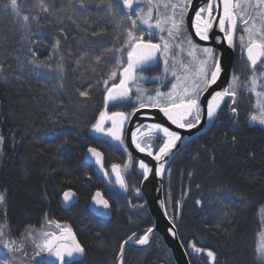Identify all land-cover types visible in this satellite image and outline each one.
<instances>
[{
  "label": "trees",
  "instance_id": "obj_1",
  "mask_svg": "<svg viewBox=\"0 0 264 264\" xmlns=\"http://www.w3.org/2000/svg\"><path fill=\"white\" fill-rule=\"evenodd\" d=\"M46 2L65 11L45 18L35 7L37 0H18L22 15L40 17L38 23L30 21L31 33L20 27L17 18L0 10V64L5 67L4 78H0V193L5 195L0 217L6 211L13 235L19 236L26 226L43 224L47 214L49 219L71 227L85 249L77 259L79 264H116L120 244L133 232L143 235L152 226V219L141 193L137 196L135 192L142 180L136 166L124 174L129 185L124 192L115 185L113 176L109 184L84 161V153L91 146L105 154L107 169L113 163L123 166L127 160L126 151L91 132V125L104 110V90L96 83L101 75L93 73L89 65L94 55L115 42L114 25L97 7L100 0H87L88 10L82 14L73 13L69 0ZM69 15L74 20L67 19ZM19 19L22 22V17ZM61 28L64 36H60ZM102 29L103 35H93ZM58 36L64 75L59 78L56 72H48L44 76L47 69L43 66L27 64L31 58L29 37L38 41L31 45L37 50V59L45 60ZM82 55L85 58L77 68L76 61ZM244 60L237 44L233 66L238 73L244 68ZM245 75L246 71L241 74L242 81ZM89 89L88 98L79 95V91ZM252 106L253 99L245 95L238 125H231V113L225 108L207 131L173 158L171 173H166L164 181V200L169 201V194L171 199L170 216L176 214L175 201L182 202L177 221L181 243L187 247L195 242L214 250L218 264H259L255 248L261 229L258 213L264 206V128L248 122ZM134 107L129 103L108 110L132 111ZM233 135L237 137L235 143ZM69 189L76 193V202L62 208L59 199ZM96 190L111 204L108 218L89 209ZM189 190L190 195L182 197ZM241 196L246 206H242ZM197 199L202 205H196ZM141 204L143 209L133 207ZM28 253L32 254L31 246ZM189 258L191 264H208L203 257ZM123 262L174 264L157 235L145 249H127Z\"/></svg>",
  "mask_w": 264,
  "mask_h": 264
},
{
  "label": "snow or ice",
  "instance_id": "obj_2",
  "mask_svg": "<svg viewBox=\"0 0 264 264\" xmlns=\"http://www.w3.org/2000/svg\"><path fill=\"white\" fill-rule=\"evenodd\" d=\"M145 2L147 10L140 6L141 0H100L97 5L114 25L115 42L111 47H106L94 55L93 63L89 65L93 73L98 72L101 75V79L96 83L102 84L104 90V110L100 111L96 122L91 125L92 130L110 137L123 146L125 124L131 115L141 109H158L177 129L190 132L197 129L205 120L214 123L219 119V114L227 108L232 116L231 125H238L240 103L246 94L256 98L252 110L248 113V122L264 126V0H206V3L201 0L200 6L195 8L194 0H145ZM0 3L3 5L0 10L17 18L16 22L29 33L32 32L30 21L39 22L38 15H22L18 0H0ZM68 6L74 14H82L88 10L87 0H69ZM35 7L45 18L65 11L63 7L56 9L54 3H47L46 0H37ZM192 12L194 14H191ZM21 17L22 22L19 19ZM67 19L74 20V16L69 15ZM216 30L220 35L215 36V41L221 48L198 42L211 41ZM103 33L102 29L99 33L93 32V35ZM237 33L242 57H246L241 73H238L234 66L229 70L224 63L223 46L236 48ZM60 36H64L62 28ZM37 43L38 41L29 37L27 51L31 58L27 59V64L43 66L47 69V72L42 74L44 76L48 72H56L58 77L62 78L65 67L64 56L59 55L62 48L60 37L54 38L52 49L45 60L37 59V50L31 46ZM57 55L59 59L54 65L53 60ZM84 58L82 55L77 59V68L81 66ZM108 62H111L110 68ZM160 62L163 63L162 74L154 77L143 75L147 67ZM23 69L24 64L21 62L20 71ZM245 71L247 75L242 81L241 74ZM4 72L5 67L0 64V78H4ZM225 77L226 82L220 87V82ZM147 79L159 85L153 90L154 95L140 86ZM116 80L119 82H114ZM169 84L168 90L163 91L162 87ZM60 87H63L62 83ZM79 95L88 98L90 89L79 91ZM129 103L135 104L131 114L108 110L110 107ZM142 128L145 126L141 125L131 132V141L140 153H145L155 161L154 165L150 166L143 159L133 165L129 156L128 162L123 166L113 163L109 173L104 167L102 153L95 147L87 149L109 184L112 183L114 175L115 185L124 192L129 190L124 173L130 166H137L139 174L145 181L152 175L160 178L165 172L170 174L171 168H166V165L169 158L175 155L174 150H178V142L190 139V136H182L180 132L160 123L147 125L146 132L141 131ZM158 140H162V143L157 144ZM231 140L235 143L237 137L233 135ZM0 143H3L2 136ZM188 175L191 177L193 173L189 172ZM135 192L137 196L140 195L139 188H136ZM75 195L76 193L70 189L64 191V203L70 202ZM188 195L190 190L182 193V197ZM240 200L242 206H246L247 202L242 196ZM92 201L98 209L105 210L100 213L101 215H106L107 210L111 209L109 200L100 191L95 192ZM4 202L5 195L0 193V204ZM158 203L170 224L169 234L177 237L179 228L177 221L182 202L175 201L176 214L172 216L169 215L170 194L168 202L161 199ZM195 203L200 206L202 200L197 199ZM133 207L143 209L144 205ZM261 227L264 229V224ZM13 232L5 211L0 217V264H53V261L55 264H79L76 258L82 257L85 252L71 227L62 226L59 222L49 219L47 214L45 224H41L39 228L28 225L19 236H14ZM153 233L154 225L148 227L143 235L137 236L136 232L129 235L119 246L117 264H124L123 254L127 244L149 245ZM259 236L255 255L259 264H264V231ZM29 246L32 248L31 255L28 253ZM181 246L183 247V244ZM187 247L197 256L206 254L208 264H218L214 250L198 246L195 242H189ZM188 254L186 252V255ZM44 257L53 259L46 260Z\"/></svg>",
  "mask_w": 264,
  "mask_h": 264
},
{
  "label": "water",
  "instance_id": "obj_3",
  "mask_svg": "<svg viewBox=\"0 0 264 264\" xmlns=\"http://www.w3.org/2000/svg\"><path fill=\"white\" fill-rule=\"evenodd\" d=\"M206 3V0H204ZM201 4V0H194V8L199 7ZM191 14H194L192 12ZM220 35L218 30L213 32V39L209 42L204 41H198L200 44H210L212 46L217 47L218 49L221 48V45L216 44L215 36ZM198 40V38H197ZM224 51V63L229 68V70L233 67L234 61H235V54H236V48H228L226 45L223 46ZM246 59V57H244ZM149 68V67H147ZM226 77L222 79L220 82V87L224 86V83L226 82ZM152 123H160L163 126L169 127L171 130L180 132L182 136H190L189 140H182L178 142V150L175 151V155L169 158V163L166 165V168L169 167L171 161L173 158L179 154L192 140H194L197 136L202 134L203 132L207 131L213 122H209L207 120L203 121L202 125L198 126L197 129H192L189 131L177 129L175 125H172L166 117L163 116L162 113L158 111V109H141L139 112L135 113L134 115L130 116V119L125 124V134H124V140H125V146L128 150V152L136 158L138 161L143 159L145 162L149 163L150 166L155 164V161L151 160V157H148L145 153H140L135 146L132 144L131 141V132L135 131L138 127L141 125L147 126ZM110 125V124H109ZM92 133L94 135H99L100 133H96L92 130ZM103 135V134H100ZM106 139H108L112 143H116L113 141L110 137L103 135ZM89 148V147H88ZM87 148V149H88ZM85 151L84 153V161L93 166L95 172L104 177L103 172L100 171L99 166L95 163V158L91 157V154L88 153V151ZM99 151V150H98ZM103 156V162H104V155ZM137 171L140 173L139 168L137 167ZM166 173L160 178L155 177L154 175L150 176L147 181L144 180L142 176L141 184H140V193L142 197L144 198V205L146 206L148 213L152 219V226L154 225V233L150 236V243L149 245L140 246L136 245L134 243H129L125 246L123 259L125 255V251L127 249H145L152 243L154 235H157L161 242L164 244L166 249L169 251L170 257L173 260L174 264H191L189 254L186 255V252H188V248L183 245L179 239V236L173 237L169 234L168 229L170 227V224L168 222V219L164 216L162 209L160 208V205L158 203L159 200L164 199V181L166 177ZM119 188V186H118ZM120 191H123L119 188ZM96 190L95 192H97ZM93 193V195L95 194ZM76 202V195L73 197V199L68 202L64 203L63 201V194L60 197L59 204L62 208H68L72 204ZM89 209L97 216L101 218H108L111 215V209L107 210L106 215H101L100 213L104 212L105 210L102 208H97L96 205H94L92 198L90 200ZM80 257H77L76 259H79ZM117 264V261H116Z\"/></svg>",
  "mask_w": 264,
  "mask_h": 264
},
{
  "label": "flooded vegetation",
  "instance_id": "obj_4",
  "mask_svg": "<svg viewBox=\"0 0 264 264\" xmlns=\"http://www.w3.org/2000/svg\"><path fill=\"white\" fill-rule=\"evenodd\" d=\"M161 68H162V63L160 62V63H157L155 66H152V67H149V68H146V70L143 72V75L145 76V77H154V76H157V75H160L161 74ZM119 82V81H118ZM117 82V83H118ZM158 84L157 83H155V82H153L152 80L150 81V79H147V80H144L142 83H141V86H144V87H152V86H157ZM162 90L163 91H165L164 90V88H162ZM151 94H155L154 93V91H152L151 92ZM133 100H135V94L133 95ZM118 111H125V110H118ZM126 113H129V114H131V113H133V110L132 111H125ZM110 126V125H109ZM91 132H92V130H91ZM93 134V133H92ZM94 135V134H93ZM161 136H162V134H160ZM94 136H96V137H98V138H100V139H102V140H105V141H107L109 144H111L112 146H116V147H119V148H121L123 151H125V145H120L119 143H112V142H110L108 139H106L103 135H94ZM157 144H159V143H162V140H158L157 142H156ZM92 147V146H91ZM97 150H99L103 155H104V167H105V159H106V157H105V154L100 150V149H98V148H96ZM127 153H128V155L129 156H131V154L128 152V150L126 151ZM131 160H132V164H135V162H137L138 160L136 159V158H134L133 156H131ZM112 165V164H111ZM131 167V166H130ZM129 167V168H130ZM94 168V167H93ZM136 168H137V166H136ZM109 173H111V166H110V168H105ZM100 176V175H99ZM101 177H103V176H101ZM104 179H105V177H103ZM113 178H114V182H115V176L113 175ZM105 181H106V179H105ZM60 200V199H59ZM90 206V205H89ZM91 211V210H90ZM126 252V251H125ZM125 256V255H124ZM189 256H191V253L189 252ZM124 260V259H123Z\"/></svg>",
  "mask_w": 264,
  "mask_h": 264
},
{
  "label": "rangeland",
  "instance_id": "obj_5",
  "mask_svg": "<svg viewBox=\"0 0 264 264\" xmlns=\"http://www.w3.org/2000/svg\"><path fill=\"white\" fill-rule=\"evenodd\" d=\"M140 6L141 7H143V8H145V10H147V4H146V2H145V0H141V4H140ZM238 36H239V33H237V40H236V44H238L239 45V39H238ZM240 52H241V49H240ZM162 63V62H161ZM161 74L163 73V63H162V68H161ZM169 79H170V77H169ZM151 81V80H150ZM141 86V85H140ZM159 85H157V86H152V87H144V86H141L142 88H145V89H148L149 90V92L151 93L155 88H157ZM170 87V84L167 86V87H162V88H164V90L165 91H167L168 90V88ZM133 92H134V90H133ZM246 96L248 97V95L246 94ZM251 99H253V105L255 104V102H256V98L255 97H250ZM252 124V123H251ZM253 125H257V126H260V125H258V124H253ZM260 127H262V128H264V126H260ZM141 131H147V128H146V126H145V128H142L141 129ZM0 145H1V143H0ZM128 160H129V155H127V160H126V162H128ZM125 174V173H124ZM258 217H259V220H260V224L262 225V224H264V206L259 210V213H258ZM43 224H45V222L43 223ZM41 226V225H40ZM39 226V227H40ZM46 226V225H45ZM39 227H37V228H39ZM261 229H260V232H259V234L262 232V231H264V229H262V227H260ZM259 234H258V236H257V243L259 242V240H260V236H259ZM188 248V247H187ZM188 252H190L191 253V250L188 248ZM191 257L192 258H195V259H197V260H202V257L206 260V262L208 263V258H207V256H206V254H203V255H200V256H197L195 253H191ZM44 259H46V260H52L53 258H51V257H44ZM53 264H55V262L53 261Z\"/></svg>",
  "mask_w": 264,
  "mask_h": 264
}]
</instances>
